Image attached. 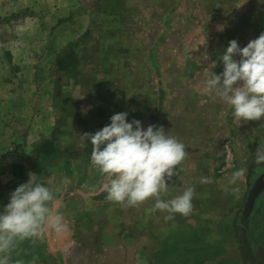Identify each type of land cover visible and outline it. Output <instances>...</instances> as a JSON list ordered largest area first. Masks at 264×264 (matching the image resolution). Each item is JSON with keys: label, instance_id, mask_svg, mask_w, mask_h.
Here are the masks:
<instances>
[{"label": "rangeland", "instance_id": "374dc122", "mask_svg": "<svg viewBox=\"0 0 264 264\" xmlns=\"http://www.w3.org/2000/svg\"><path fill=\"white\" fill-rule=\"evenodd\" d=\"M99 2L103 6L100 12L106 6L114 9V14L100 17L112 28L108 33L113 36L114 41L110 42L114 46L106 47L105 52L115 55L118 75L114 82L121 85L123 92L112 96L109 105V96L105 99L99 94L95 86L99 83L94 78V93L87 100L91 109L87 110V105L75 109L81 115L75 125L77 142L67 147L76 151V164L83 161L86 152H91V145L80 146L84 113L93 118V125H100L99 121L105 124L115 113L128 112V120L137 119L144 128L163 126L185 145L186 157L176 166L161 199H171L191 186L193 208L187 217L176 214L173 220L165 221L166 213L153 211L155 197L136 206L106 200L103 185L108 181L98 171L90 183L86 175L80 180L75 176H55L51 178L54 200L50 211L62 217L82 254L68 255L70 260L61 254L60 260V256L46 253L30 238L16 243L14 248H22L19 254L10 255L15 257L13 263L264 264L259 240L264 239V234L258 224L261 219L260 224L264 225V198L249 230L241 228L239 214L232 218L226 213L229 209H217L229 197L228 182L222 180L232 170L221 173L228 149L234 157L232 169L241 168L248 180L251 171L257 170L255 166L264 165V150L254 149V143L264 140V119L234 122L232 110L205 91L206 80L223 69L219 55L228 42L235 39L243 47L264 32V4L258 0H110L107 5L104 0ZM220 25L222 31L217 30ZM10 35L17 38L13 30ZM92 49H84V53L88 51L86 56ZM86 65L93 72L104 67L95 61ZM106 66L110 69L113 63ZM101 104L111 107L110 111H100ZM49 160L50 157L44 159L37 167L39 175L51 167ZM201 177L212 182L201 184ZM43 178L42 175L40 180ZM183 218L202 221L208 232L214 231V225L217 235L202 234L199 238V228L190 227ZM250 242L252 254L248 252ZM209 248H220L221 252L210 253L206 250ZM196 249L200 253L196 254Z\"/></svg>", "mask_w": 264, "mask_h": 264}, {"label": "crops", "instance_id": "0c3cea01", "mask_svg": "<svg viewBox=\"0 0 264 264\" xmlns=\"http://www.w3.org/2000/svg\"><path fill=\"white\" fill-rule=\"evenodd\" d=\"M99 1L0 0V207L8 203L10 193L19 184L28 180L29 172L36 173L39 180L43 175V181H40L48 187L52 184L51 178L55 176L76 177L80 180L82 175H86L90 183L92 175L97 174V170L89 162L91 152H86L83 161L76 164V151L72 146L67 147V144L77 142L75 125L81 115L75 109L80 105H87V110L91 109L87 100L94 93V78L99 83L95 85L99 94L106 96L105 99L109 96V105H112V96L123 92L121 85L114 82L118 75L115 55L105 52L106 47L114 46V42H110L114 41L113 36L108 33L112 28L104 24L100 17L114 14V9L106 6L110 0H104L106 8L100 12L103 6ZM11 30L16 33L17 38H10ZM87 47L94 48L89 51L88 56V51L84 53ZM70 48L75 49L78 55L76 69L70 73L61 72L55 65L56 60L63 52L68 53ZM94 61L102 65L105 62L113 63L110 68L112 71L106 66L107 63L104 67L101 66L99 72L89 71L86 64L92 65ZM110 108L100 105V111H110ZM82 117L85 123L82 134L95 133L109 123L99 121L100 125H93V118L85 113ZM45 141L54 145V152L49 160L51 167L46 173L39 175L37 168L32 167L39 152L37 148ZM258 143H254V149L263 151L264 140ZM17 166L24 168L22 176L15 172L14 168ZM231 170L226 175L227 178L222 180L229 185L228 201L217 209H229L222 212L234 218L241 214L250 178L248 180L244 176L241 168ZM234 172H240V176L235 183L229 184ZM51 206L50 203L49 208ZM182 220L190 227L199 228V238L202 234L217 235L218 230L214 225L212 230L215 232H208L207 228H203L202 221L186 218ZM31 239L41 245L46 253L60 256V260L61 254L68 260V255L82 254L76 244V237H72L67 230L56 233L45 225L40 230V235ZM21 248V245L13 248L10 255L19 254ZM216 248L206 250H210V253L221 252L220 248ZM184 253L181 251V254ZM195 253L200 251L196 249ZM232 256L234 260L233 253ZM13 258L15 257H10L9 264H16L13 263Z\"/></svg>", "mask_w": 264, "mask_h": 264}, {"label": "clouds", "instance_id": "9594fccd", "mask_svg": "<svg viewBox=\"0 0 264 264\" xmlns=\"http://www.w3.org/2000/svg\"><path fill=\"white\" fill-rule=\"evenodd\" d=\"M258 3L264 4V0ZM217 30L222 31L223 25ZM219 61L223 69L206 80L205 91L232 110L234 122L264 119V32L243 47L230 40ZM128 115L115 113L100 130L80 134V146L91 145V166L108 181L103 185L106 200L136 206L155 197L153 211L166 213L165 221L173 220L176 214L187 217L193 208L191 186L171 199H161L176 166L186 157L185 145L163 126L144 128L137 119L129 121ZM239 176L240 172H234L229 184ZM211 182L208 177L199 181ZM53 200V190L33 172L10 193L8 203L0 207V264H9L16 243L40 235L43 226L56 233L66 230L62 217L50 211Z\"/></svg>", "mask_w": 264, "mask_h": 264}, {"label": "water", "instance_id": "95a60500", "mask_svg": "<svg viewBox=\"0 0 264 264\" xmlns=\"http://www.w3.org/2000/svg\"><path fill=\"white\" fill-rule=\"evenodd\" d=\"M254 168L257 169V174L250 179V187L240 214L242 225H248L251 222L264 198V165L260 164Z\"/></svg>", "mask_w": 264, "mask_h": 264}, {"label": "trees", "instance_id": "16d2710c", "mask_svg": "<svg viewBox=\"0 0 264 264\" xmlns=\"http://www.w3.org/2000/svg\"><path fill=\"white\" fill-rule=\"evenodd\" d=\"M78 61V55L75 51V49L73 50L72 48H70L68 50V53L63 52L62 55L56 60V67L59 71L61 72H66V73H70L75 71V67L77 65ZM37 150L38 155L36 158V161L33 165L32 168L36 169L38 166L41 165V162L50 157L53 152H54V145L49 142V141H45L43 142L38 148ZM15 172L20 174L21 176L24 173V168L22 166H17L16 168H14Z\"/></svg>", "mask_w": 264, "mask_h": 264}, {"label": "flooded vegetation", "instance_id": "af4514ba", "mask_svg": "<svg viewBox=\"0 0 264 264\" xmlns=\"http://www.w3.org/2000/svg\"><path fill=\"white\" fill-rule=\"evenodd\" d=\"M256 172H257V171H251V173H250V175H251V176H250V179L253 178V177H255V175L257 174ZM252 219H253V218H252ZM239 221H241V220H240V215H239ZM254 221H255V219H254ZM260 221H261V219H259V221H258L259 228H260V231H262V233L264 234V231H263V230H264V225L260 224ZM252 222H253V221L251 220V222H250L248 225H242L241 222H240V224H241V228H246V229L249 230V229L252 227V225H251ZM261 223H262V222H261ZM247 235H248V237H251V232H249ZM259 240H260V245H261V247H262L263 250H264V239H261V238H260ZM260 245H259V246H260ZM250 246H251V242L249 243V250H248V252H249L250 254H252V249L250 248ZM251 247H252V246H251Z\"/></svg>", "mask_w": 264, "mask_h": 264}, {"label": "built area", "instance_id": "2783aa9c", "mask_svg": "<svg viewBox=\"0 0 264 264\" xmlns=\"http://www.w3.org/2000/svg\"><path fill=\"white\" fill-rule=\"evenodd\" d=\"M234 163V157L231 154V151L228 149L226 151V160H225V165L223 166L221 172H226L232 169Z\"/></svg>", "mask_w": 264, "mask_h": 264}]
</instances>
